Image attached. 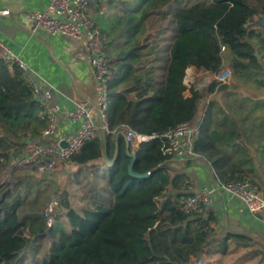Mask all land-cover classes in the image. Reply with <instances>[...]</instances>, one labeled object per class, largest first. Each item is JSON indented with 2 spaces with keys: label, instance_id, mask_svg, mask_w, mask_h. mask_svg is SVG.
<instances>
[{
  "label": "trees",
  "instance_id": "trees-1",
  "mask_svg": "<svg viewBox=\"0 0 264 264\" xmlns=\"http://www.w3.org/2000/svg\"><path fill=\"white\" fill-rule=\"evenodd\" d=\"M99 4L114 8L115 15L112 23L105 20L107 56L112 69L119 70L110 85L109 126L114 133L84 143L64 162L79 169L70 178L75 190L61 193L54 210L61 226L56 219L49 228L44 217L49 193L58 192L55 183L36 180L44 183L38 185L42 190L24 186V179L35 172L16 168L15 193L2 184L12 160L23 155L25 141L41 140L48 121L43 107L32 99L31 84L18 63L0 60V264L21 259V264H39L32 259L23 263L30 250L44 251L43 264H189L204 237L196 229V219L204 227L203 216L185 212L182 205L190 193L191 174L186 170L192 160L183 167L172 161L163 154L160 138L181 123L200 125L194 152L212 159L219 182L245 180L236 163L225 157L219 127L209 129L210 117L201 114L208 90L229 95L244 85L263 90L264 0H101ZM153 19L170 20L175 31L170 47L163 44L157 52L148 33ZM151 50L156 54L147 67L143 58ZM165 59V80L159 84L154 68ZM190 67L213 76L227 67L232 83L216 80L207 91L195 84L188 87L184 80ZM221 115L216 113L217 125L231 123L234 129L238 121ZM123 125L143 136H157L138 148L129 145V153L136 156L135 174L156 170L148 178L129 173L132 158L120 130ZM105 155L114 160L112 165Z\"/></svg>",
  "mask_w": 264,
  "mask_h": 264
},
{
  "label": "crops",
  "instance_id": "crops-1",
  "mask_svg": "<svg viewBox=\"0 0 264 264\" xmlns=\"http://www.w3.org/2000/svg\"><path fill=\"white\" fill-rule=\"evenodd\" d=\"M47 6L48 0H0V41L29 68L33 80L51 92V103L60 106L59 132L56 138L45 139L55 146L57 138L61 140L78 128L79 124L68 118L70 112L83 105L96 111L97 92L94 72L87 63L88 54L81 42L62 35L53 36L43 28L33 30L31 14L43 11ZM107 11L105 5L99 4L89 9V15L98 24L97 17H105L110 12ZM193 69L201 75L208 74ZM188 82L190 87L194 79ZM210 85L205 88L209 89ZM258 90L254 93L264 94V91ZM207 95L203 117L206 114L210 117L209 129L219 127L222 141L226 143L222 144L226 148V159L236 163L243 177L264 191V98L246 96L235 99L231 106L228 91L208 90ZM217 112H222L220 118L224 114L239 115L234 129L231 123L218 126ZM211 160L205 154H198L192 160V166L186 170L191 174L189 192L219 183V171L213 167ZM16 168L35 172V168L18 167L12 160L9 175H14ZM60 169L67 171L66 175L71 178L79 167L72 163H60L55 170ZM50 175L55 176L54 173ZM75 188L74 181H71L64 190L73 192ZM59 196L55 195L57 199L51 197L56 207L60 203ZM201 215L204 227L201 229V222L196 219V229L201 230L204 237L196 247V253L190 255L189 264L195 260H202L203 264H264V213L253 214L240 200L222 192Z\"/></svg>",
  "mask_w": 264,
  "mask_h": 264
},
{
  "label": "built area",
  "instance_id": "built-area-1",
  "mask_svg": "<svg viewBox=\"0 0 264 264\" xmlns=\"http://www.w3.org/2000/svg\"><path fill=\"white\" fill-rule=\"evenodd\" d=\"M100 1L48 0L45 10L31 14L33 30L43 28L53 36H66L83 44L88 54L87 63L93 69L96 80V111L83 105L70 112L67 116L73 123L79 124L78 128L61 140L57 138L55 146L47 143L45 139L56 138L59 132L60 106L51 103V92L39 86L30 75L29 68L15 57L4 42L0 41V60L18 63L31 84L32 99L43 107L48 121V127L41 140L28 139L25 141L23 155L13 159L16 166L33 167L39 174L52 172L60 163L68 161L78 152L84 143L95 140L102 134L114 133L109 126V110L111 106L110 85L116 74L106 52L107 36L89 15V9ZM221 52L225 53L226 48L222 46ZM231 78L232 72L227 67H224L221 73L216 76V80L225 85L230 84ZM120 130L126 143L134 148L157 137L156 135H140L126 125H123ZM199 130V127H194L188 122L167 130L160 137L163 142V154L181 166L186 161L193 160L197 157L193 147L195 139L199 136ZM63 142H66L67 145L61 146ZM222 192L231 198L240 200L249 212L264 213V191L259 185L248 179L236 182H219L214 186H204L193 190L183 199V209L187 213L202 214L214 204L215 199ZM55 207L56 204L50 202L44 212L49 228L54 224ZM193 264H203V261L195 260Z\"/></svg>",
  "mask_w": 264,
  "mask_h": 264
},
{
  "label": "rangeland",
  "instance_id": "rangeland-1",
  "mask_svg": "<svg viewBox=\"0 0 264 264\" xmlns=\"http://www.w3.org/2000/svg\"><path fill=\"white\" fill-rule=\"evenodd\" d=\"M252 3H253V1H252ZM105 9H106V11L108 10L110 12L105 17H102V16L97 17V19H99L98 26L100 27L102 32H104V34L106 33L105 20L109 19V21L112 23L113 18L115 17L114 8L112 9V8L107 7V5H105ZM260 20H261V24L264 26V24L262 23V22H264V16H261ZM148 33L150 35V41H152V43H150V44H152V46L155 45V47H156L155 51L156 52L158 51L159 46H162L163 44H165L164 46L168 48V47H170V45L174 41V39H172L175 35L174 25L171 24L170 20H168V21L160 20V19L151 20L148 24ZM140 40L142 41L143 37H141ZM155 41L157 42L156 44L154 43ZM118 43L120 44L122 42L119 41ZM150 47H151V45H150ZM153 52L154 51L151 50L148 54H145V56L143 58L144 65H146V66L149 65V62L154 59V56L156 53L152 54ZM166 65H167V59L162 60V61L158 62V64L155 65L154 76L156 77V80L158 81L159 84L163 83V81L165 80V71L164 70H165ZM114 71H115V69H114ZM118 71L119 70H117V72ZM117 72L115 71L116 75H117ZM115 78H116V76H115ZM192 79H194V84L197 88L204 89L207 91V88H205V86L208 87L213 82V80L214 81L216 80V77L214 78V76L209 74V73L201 75L200 72H194V69L192 70V67H190L186 71V77H185L184 83L189 85L188 81L192 80ZM238 80H241V79H238ZM257 90H258L257 88L255 89V88H251L250 86H245V85L232 89V91L230 92V97H231L230 98L231 102H229L230 105L232 106L234 104L235 99H239V98L246 97V96L260 97V98L263 97L264 98V94L262 95L261 93H259V94L254 93V91H257ZM258 91L263 92L264 89L263 90L259 89ZM221 103H223V102H221ZM203 114H204V109H203L202 114H201L202 117H203ZM232 116L234 117L235 120H237V118H239V115H237V114H232ZM76 172L77 171H74L73 174H76ZM51 173H54L56 177L51 176L50 175ZM66 173H67V171L60 169V170L52 171L50 173L39 174L35 170V173L32 177H29V179H24V181H25L24 186L30 184L32 186H35L37 189V186L39 184L44 185V183H38V182H36V180L44 179V180H47L49 182V184L55 183L56 191L58 190L57 194L62 195L60 193L61 192L63 193L65 191L64 190L65 185L68 182H71L70 177H69L70 175H66ZM14 177L15 176H13V175H11V176L6 175L2 184H8L9 185L8 188L11 190H14V193H15V191H16L15 186H16L17 181H15ZM33 190H35L34 187H33ZM37 190H42V187L38 186ZM57 194L49 193L48 203L55 202V201L51 200V197L54 198L55 195H57ZM39 198L41 199V194H40ZM35 201H36V199H35ZM35 201L33 203H35ZM48 203H47V206H48ZM53 218H54V224H53V226H54L55 220L57 218H55L54 216H53ZM56 224L58 226H61L63 224L62 219L58 218L56 220ZM43 253H44V251L39 254V253H35L33 250H30V251L25 253V255H24L25 260L23 261V263H26L27 261L32 259L35 263L38 262L39 264H43V257H42ZM21 261H22V259L17 261L16 264H21Z\"/></svg>",
  "mask_w": 264,
  "mask_h": 264
},
{
  "label": "water",
  "instance_id": "water-1",
  "mask_svg": "<svg viewBox=\"0 0 264 264\" xmlns=\"http://www.w3.org/2000/svg\"><path fill=\"white\" fill-rule=\"evenodd\" d=\"M263 24H264V22H262ZM256 56L259 58V54L256 52ZM106 135L105 134H102V137L104 138ZM67 145V143L66 142H63V143H61V146H66ZM127 152H128V154L131 156V158H132V162H131V164H130V166H129V173L132 175V176H134V177H136V178H139V179H145V178H148V177H150L156 170H152L151 172H148V173H145V174H135L134 172H133V166H134V163H135V161H136V156L134 155V154H130L129 153V145H127ZM104 158H105V160H106V162H107V164L108 165H112L113 163H114V160H112V161H108L107 160V158H106V155L104 156ZM0 185H2V184H0ZM2 198V197H1ZM0 198V199H1ZM54 199H57L56 197H54ZM191 264H193V263H191Z\"/></svg>",
  "mask_w": 264,
  "mask_h": 264
}]
</instances>
